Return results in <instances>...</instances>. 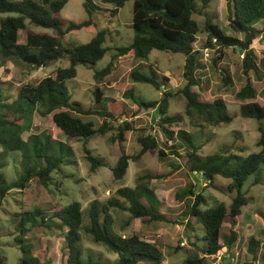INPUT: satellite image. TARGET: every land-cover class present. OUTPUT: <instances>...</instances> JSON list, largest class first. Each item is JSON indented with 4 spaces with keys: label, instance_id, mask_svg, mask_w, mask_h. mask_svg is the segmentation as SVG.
<instances>
[{
    "label": "trees",
    "instance_id": "obj_1",
    "mask_svg": "<svg viewBox=\"0 0 264 264\" xmlns=\"http://www.w3.org/2000/svg\"><path fill=\"white\" fill-rule=\"evenodd\" d=\"M84 0V8L89 19L81 24H70L65 28L60 14L70 0H23L15 2L0 0V59L3 62L13 61L36 69L48 68L54 62L68 58L69 67L58 69L53 75L38 83L27 84L18 90V94L6 95L0 91V206L8 195L13 191L26 190L33 180H38L46 190L54 182L57 174H62L68 161L64 151L67 144L54 140L50 133L31 135L27 140L23 134L29 127L27 120L34 113L39 112L42 116H52L56 127L67 137L78 142H89L98 136H105L114 129L112 123L119 121L126 115L125 105L114 99H104L101 90L96 91V104L107 102L105 111H83L71 103L67 81L78 76L79 65H95L105 58L110 51L105 46L111 31L99 32L89 43L67 48L58 37L50 34L35 33L28 29L27 21L31 25L44 29L58 31L62 38L74 31L92 27L98 15L109 13L110 17L116 18L127 2L133 3V29L135 33L133 43L127 48L119 49L120 55L129 52L134 53L138 60H148L153 51L166 52L172 55H182L185 58L183 77L186 86L181 94L186 98L185 117L214 127L230 124L232 118L228 114L225 101L222 99L214 102H203L192 88L197 86L196 72L200 69V52L195 44L200 35H207L203 49H217L219 54L229 49L245 55L243 71L249 77L251 73L258 75L257 56L253 45L263 34L258 26L264 23V0H224L230 11V28L236 34L243 35V39L228 36L218 24H214L206 10L212 0ZM103 5V6H101ZM111 6L112 8H106ZM6 16V17H5ZM204 17V30L199 26L194 17ZM65 28V30H64ZM27 31L25 44L19 42L20 32ZM264 31V30H263ZM219 59H215V64ZM110 63L104 70L95 74L97 81H102L113 70ZM134 83H144L153 86L156 90H162V84L156 73L151 77L135 72L132 76ZM165 82L168 79L165 78ZM140 109H156L159 117V127L167 136L168 140L178 138L189 150L187 153L189 171L202 174L214 186L216 176H223L232 180L228 186L229 192H235L236 197L228 207L220 203L214 208H208V201L202 195H196V200L191 208L189 227L194 232L193 238L197 242L204 243L199 248L201 256L188 258L185 264H216L208 259L218 257L225 249L231 251L239 240L235 231L238 217L248 201L243 193V186L254 173L264 166V127H259L261 134L258 146L261 149L243 159L238 167L227 169L226 164L230 161L223 155L218 154L208 158L199 156L201 147L196 144L189 132L180 130L175 133L169 129L173 125L183 122V116H169L170 99L174 94L165 92L160 101L144 102L138 100L133 90L126 93ZM258 98L252 81L237 94L236 99L244 102L241 106V116L244 119L264 120V103L256 101ZM262 98L264 99V93ZM99 116L104 119L103 124L96 129L92 122H85L79 116ZM192 122V121H191ZM202 124L192 123L196 127ZM134 131L131 123L124 122L118 126V135L113 138L121 146L122 155L113 174L116 180H123L129 170L130 161H139L150 151H157L160 158L166 157V153L159 147L157 139L151 134L141 135L138 139L142 149L136 156H129L122 148L126 140L125 134ZM70 147V146H69ZM68 147V148H69ZM86 159L91 163L94 172L103 164L91 152L84 147ZM72 155L69 148L67 153ZM64 155H63V154ZM14 156V161L22 164L23 171H19L18 179L8 182L1 171L6 167V159ZM154 177L145 175L138 181H151ZM137 183L134 189L123 188L118 191V198L108 199L104 203L94 201L88 211L90 225L85 232L93 241L108 248L116 255L115 262H105L103 256L93 255L91 251H84L81 246L82 227L84 224L83 205L74 202L63 206L54 202L50 209L36 208L30 212L19 215L20 229L16 243L21 251V264H54L53 260L39 257L34 252V246L27 239V232L36 229L44 231H57L64 237V252L67 257L65 264H163L164 255L161 248L153 242L141 239L137 235L125 236L117 233L115 228L116 219L112 212H127L131 220H140L146 224L168 222L158 209V202L154 193L143 184ZM190 194L195 196L194 191ZM196 221V225L192 224ZM230 224L229 235L224 236L226 225ZM198 227V228H196ZM197 247L196 242H191ZM260 244L252 238L249 242V251L254 260H258V248ZM264 264V254L262 255ZM0 264H7L2 254L0 243ZM223 264V263H220Z\"/></svg>",
    "mask_w": 264,
    "mask_h": 264
},
{
    "label": "rangeland",
    "instance_id": "obj_2",
    "mask_svg": "<svg viewBox=\"0 0 264 264\" xmlns=\"http://www.w3.org/2000/svg\"><path fill=\"white\" fill-rule=\"evenodd\" d=\"M21 2L23 0H11ZM38 1V0H37ZM97 3L101 4V0ZM84 0H70L60 14L65 28L70 24H81L89 19L84 8ZM103 6V5H101ZM106 8H112L108 6ZM206 16L212 19L214 24H219L228 36L243 39V35L234 33L230 28V11L224 0H212L206 10ZM6 17V16H5ZM1 18V17H0ZM194 19L204 30L205 18L196 16ZM134 20L133 3L127 2L120 9L116 18L110 17L109 13L98 15L92 27L74 31L64 37H60L58 31L44 29L31 25L27 21L28 29L39 34L47 33L58 37L67 48L81 46L89 43L101 31L109 30L111 35L105 44L110 51L105 58L95 65H79L78 76L67 81L71 103L77 108L88 111H105L107 102L96 104V91L101 90L104 99H114L123 103L126 107V115L121 117L114 125V129L105 136H98L89 142H78L64 135L53 122L52 116H42L39 112L29 118L30 124L23 134L27 140L31 135L50 133L54 140L61 141L73 151L64 154L68 163L62 174L55 175L54 182L49 190L40 185L38 180H33L26 190L13 191L6 197L0 206V243L2 254L7 264H21V251L15 238L18 237L20 229L18 223L20 214L30 212L36 208L50 209L54 202L63 206L74 202L83 205L84 224L82 227L81 246L86 258V252L91 251L94 255L103 256L105 262H115L117 257L108 248L93 241L92 237L85 232L90 225L88 211L94 201L106 202L111 198H118V191L123 188L134 189L137 187L139 178L145 175L154 177L151 181H141L154 193L158 202V209L168 222L152 224L143 223L140 220H131L127 212H112L116 219L114 230L125 236L137 235L141 239L153 242L163 251V264H185L191 257L201 256L199 248L205 245L197 242L193 236L194 232L189 227L191 208L195 203L196 195L202 194L208 201V208H214L220 203L231 205L236 197L235 192H229L228 186L232 180L223 176H216L214 186L200 173L189 171L187 146L178 138L170 141L159 127V117L156 109H140L135 102L126 96L130 90L138 100L144 102L160 101L165 92L174 94L170 99L169 116H183L186 111V98L181 90L186 86L183 77L185 58L182 55H172L166 52L153 51L148 60H138L133 51L120 55L119 49L130 46L135 37L132 27ZM263 34L253 45L257 56V67L259 74L251 73L248 76L243 71V60L245 55L229 49L222 54L217 53L218 48L212 51H204L207 35H200L195 44L200 52V69L196 72L197 86L193 92L197 93L203 102H214L222 99L225 101L228 114L232 118L230 124L218 127L204 125L196 119L185 117L179 125H173L169 129L175 133L180 130L189 132L194 142L201 147L199 156L202 158L223 155L222 162L229 158L227 169L235 170L243 159L253 153L260 152L258 142L261 134L259 127H264V120L244 119L241 116V106L244 102L236 99L237 94L248 83V78L257 91V102L263 104L264 93V23L258 26ZM64 28V30H65ZM27 31L20 32L19 42L25 44ZM215 59L219 62L215 64ZM113 63L112 73L102 81L95 79V74L104 70ZM68 58L54 62L48 68L36 69L22 62H3L0 59V91L6 95H17L18 90L27 85L35 84L53 75L58 69L69 67ZM135 72L151 77L156 73L162 84V90L158 91L153 86L144 83H134ZM165 78L168 82H165ZM104 106L106 108H104ZM85 122H92L98 129L104 122L99 116L77 115ZM192 121V122H191ZM124 122L131 123L134 131L125 134L126 140L122 148L129 156H136L142 147L138 142L141 135L151 134L154 136L159 147L165 151L166 157L160 158L157 151H150L139 161H130L129 170L123 180H116L113 170L116 168L122 155L121 146L114 142L113 138L118 135V126ZM192 123L202 124L196 127ZM91 152L103 164L94 172L91 163L86 159L84 147ZM2 149L0 148V151ZM63 154V153H62ZM63 154V155H64ZM14 156L7 158L6 167L1 171L4 178L10 183L18 179L19 171H23L22 164L14 161ZM194 191V195L190 191ZM243 193L248 205L243 209L242 215L238 217V223L234 228L239 235V240L231 251L226 249L218 256L208 259L216 264H262L264 254V166L254 173L243 186ZM192 224L196 225V221ZM224 236H228L230 224L225 226ZM198 228V227H196ZM254 238L259 244L258 260H254L249 251V242ZM27 239L34 246L37 256L50 258L54 264H65L66 254L64 252V237L57 231H44L36 229L27 232ZM191 242H196L194 247ZM149 264V263H140Z\"/></svg>",
    "mask_w": 264,
    "mask_h": 264
},
{
    "label": "built area",
    "instance_id": "obj_3",
    "mask_svg": "<svg viewBox=\"0 0 264 264\" xmlns=\"http://www.w3.org/2000/svg\"><path fill=\"white\" fill-rule=\"evenodd\" d=\"M207 50L212 51L211 49H205L204 51H207Z\"/></svg>",
    "mask_w": 264,
    "mask_h": 264
}]
</instances>
